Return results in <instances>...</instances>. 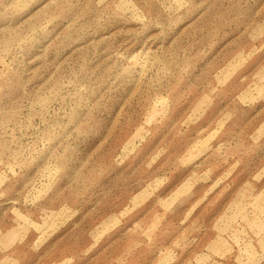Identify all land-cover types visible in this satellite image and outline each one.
I'll list each match as a JSON object with an SVG mask.
<instances>
[{"label": "rangeland", "instance_id": "374dc122", "mask_svg": "<svg viewBox=\"0 0 264 264\" xmlns=\"http://www.w3.org/2000/svg\"><path fill=\"white\" fill-rule=\"evenodd\" d=\"M0 264H264V0H0Z\"/></svg>", "mask_w": 264, "mask_h": 264}]
</instances>
